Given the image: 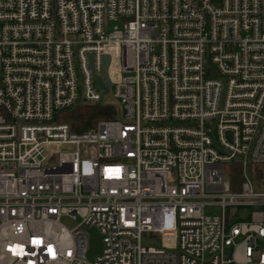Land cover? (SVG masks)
Masks as SVG:
<instances>
[{"label":"built area","instance_id":"built-area-1","mask_svg":"<svg viewBox=\"0 0 264 264\" xmlns=\"http://www.w3.org/2000/svg\"><path fill=\"white\" fill-rule=\"evenodd\" d=\"M83 103L117 114L72 132ZM250 163L264 0H0V264H264Z\"/></svg>","mask_w":264,"mask_h":264},{"label":"trees","instance_id":"trees-1","mask_svg":"<svg viewBox=\"0 0 264 264\" xmlns=\"http://www.w3.org/2000/svg\"><path fill=\"white\" fill-rule=\"evenodd\" d=\"M116 107L111 105L78 104L66 110L59 111L57 119L70 125L71 131L82 133L90 130L103 119L114 118ZM225 175L231 183L232 191L241 190L244 170L241 161L227 162L224 166ZM248 173L257 190L264 189V164H249Z\"/></svg>","mask_w":264,"mask_h":264},{"label":"water","instance_id":"water-1","mask_svg":"<svg viewBox=\"0 0 264 264\" xmlns=\"http://www.w3.org/2000/svg\"><path fill=\"white\" fill-rule=\"evenodd\" d=\"M109 59L110 57L107 56L106 58L107 64L109 63ZM99 80H100L101 85L105 88V91L108 92L109 91L108 85L104 84L101 77H99ZM107 83L108 84L110 83L109 79H107ZM90 234H91V240H90V249L88 252V256H89V259L92 261L94 259V256L100 252L103 243H102L101 234L95 228H92L90 230Z\"/></svg>","mask_w":264,"mask_h":264},{"label":"rangeland","instance_id":"rangeland-1","mask_svg":"<svg viewBox=\"0 0 264 264\" xmlns=\"http://www.w3.org/2000/svg\"><path fill=\"white\" fill-rule=\"evenodd\" d=\"M107 58V56H106ZM110 61V59H109ZM109 63L107 64L106 60V67L108 68ZM105 89V88H104ZM106 103H115L116 100L112 97V95H107L104 100ZM170 181H173L172 177L170 178ZM159 242V234L156 233H145L143 236V243L145 245H152L153 243Z\"/></svg>","mask_w":264,"mask_h":264}]
</instances>
